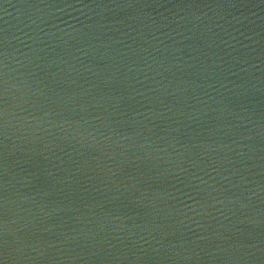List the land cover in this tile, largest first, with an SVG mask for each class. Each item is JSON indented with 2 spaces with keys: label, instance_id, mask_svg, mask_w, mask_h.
I'll use <instances>...</instances> for the list:
<instances>
[{
  "label": "water",
  "instance_id": "water-1",
  "mask_svg": "<svg viewBox=\"0 0 264 264\" xmlns=\"http://www.w3.org/2000/svg\"><path fill=\"white\" fill-rule=\"evenodd\" d=\"M0 264H264V0H0Z\"/></svg>",
  "mask_w": 264,
  "mask_h": 264
}]
</instances>
